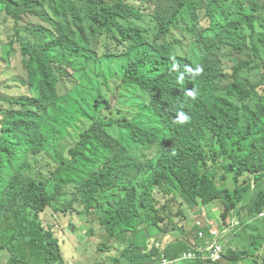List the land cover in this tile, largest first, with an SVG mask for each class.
Segmentation results:
<instances>
[{
    "label": "trees",
    "instance_id": "trees-1",
    "mask_svg": "<svg viewBox=\"0 0 264 264\" xmlns=\"http://www.w3.org/2000/svg\"><path fill=\"white\" fill-rule=\"evenodd\" d=\"M0 15L15 25L10 45L0 41L2 251L64 264L51 212L53 222L93 218L92 235L105 233L98 252L114 264H156L151 246L163 237L175 238L169 259L192 250L181 199L220 201L224 223L240 205L250 217L264 210V0H0ZM187 40L223 51L218 69L208 76L179 54ZM16 45L27 79L12 78ZM197 66L204 72L193 78L186 69ZM194 89L196 100L186 96ZM181 111L190 121L178 125ZM208 140L231 155L230 170L221 166L236 172L230 190L208 173L219 167ZM43 155L56 169L37 181L30 174ZM263 247L256 239L241 256L226 250L217 264H264Z\"/></svg>",
    "mask_w": 264,
    "mask_h": 264
},
{
    "label": "rangeland",
    "instance_id": "rangeland-1",
    "mask_svg": "<svg viewBox=\"0 0 264 264\" xmlns=\"http://www.w3.org/2000/svg\"><path fill=\"white\" fill-rule=\"evenodd\" d=\"M14 34V22L10 20L7 21L4 19V16L0 15V41L3 43V45H10L9 43L11 42V38L14 37ZM2 43H0V45ZM258 46L260 49V53L262 54L263 47L262 45ZM16 49L18 52L13 58L12 72L14 73V75L12 76V78L20 77L22 80L27 79V72L24 68V56L21 52V47L19 45H16ZM1 51L2 46H0V52ZM178 52L179 54H183L189 57L194 56L195 61L206 68L208 76L211 71L218 69L219 61L224 59L223 51H217L214 52L212 55H209V53L200 52L198 48L195 47L194 44L189 40H187L184 46L179 48ZM1 68L2 67H0V69ZM240 76L245 78H251L253 77V74H251V72H249L248 70H243ZM256 97L258 98V96ZM255 102H257V100H254V103ZM70 143L72 142L70 141ZM205 147L210 155L219 154V156H217L218 163L214 165L219 166L216 168L215 174L214 167L213 171L209 170L208 173L216 178L219 187L223 189L227 188L229 190L232 189L235 184L234 175L236 172L234 173L232 171H228V173H226L227 170H230V165L233 162L231 155L224 156L221 152L220 147H218V144L211 140L205 142ZM221 166L227 168V170H224ZM55 169L56 167L54 161L49 156L43 155L41 158L38 159V165L34 167L30 175L33 179L37 181L47 180L50 173L53 172ZM223 176L225 177L223 178ZM248 178L249 176L242 178L241 182H244V180ZM239 184L241 183L239 182ZM184 200L181 199L184 204L183 209L185 212L188 213V219L186 220V222L184 221L188 230H190V228L194 226V223L198 222L200 218L213 221L214 216L211 215H213L214 210H217V208L221 210V207L218 203L215 205L212 204L210 206L203 207L202 205L194 206V204H191L190 201L186 198H184ZM212 208L213 210L211 212L207 211L211 210ZM177 209L178 205L174 208V211H176ZM58 220V222H53L51 212H49L45 216L46 225L49 227L51 225H55V232L59 238L61 235V233L59 232H62V234H64V239L61 240L63 247V258L65 261L64 264H114L113 258L110 255L98 252L99 247L102 249V244L106 242L105 240H103L102 237L105 235V233L102 232L101 236L100 232L95 230L96 236L92 235L93 230L96 228V224L94 223L93 218L83 216H68V218H64L63 216H59ZM209 222L210 221H208V224ZM59 223H61V225ZM243 233H245V230H243ZM157 234L158 233H155L154 235L156 236ZM18 238L19 240H24V232H22L21 235L18 236ZM13 241L14 239L12 240V242ZM233 244H235L236 247H242L243 249L245 247H249V237L242 236L241 238H238V240H235ZM118 248L119 249L117 251V254L115 253L114 255L115 257L120 254V250L122 249L121 247ZM23 249H25L24 255L20 253L18 258H14L8 250L2 251L0 248V264H45L44 257L41 258L42 260H40V257L37 259V257L40 255H33V257H30V251L28 250V248ZM238 254H240V251H238ZM107 259L108 261L106 262ZM120 260L125 264L127 263L125 258H121Z\"/></svg>",
    "mask_w": 264,
    "mask_h": 264
},
{
    "label": "clouds",
    "instance_id": "clouds-1",
    "mask_svg": "<svg viewBox=\"0 0 264 264\" xmlns=\"http://www.w3.org/2000/svg\"><path fill=\"white\" fill-rule=\"evenodd\" d=\"M188 23H189L188 25H190V18L188 19ZM180 26H181V24H180ZM181 27H182V29L185 28L186 30L188 28V26L184 25V24ZM173 60H175V57H173ZM179 68H180V65L178 63H176L173 65L172 70L178 72ZM186 71L193 78H195L196 76L202 75L204 72V69L202 66H197L196 68L187 67ZM206 74H207V72H206ZM179 79L181 82H183L184 74H181ZM186 96H188L192 100H196L198 98V93L195 89L194 90H188L186 92ZM254 100H257V102L254 103ZM257 103H258V99L256 96H254L252 98V100L250 101L249 105L252 109H254L255 106L257 105ZM189 121H190V116L187 113L181 111L177 114V117L174 120V123L178 124V125H182V124H185ZM261 186H262L261 182L258 183V186H257L255 184V182L252 181L253 192L257 193L259 191H263V190H261ZM232 188H234V187H232ZM263 189H264V185H263ZM217 203L220 205L221 210H219L218 208H217V210H214L213 215H211V216H214L213 221L200 218V220L198 222L194 223V226L192 228H190V230H188L187 226H185L186 236L188 234L194 232L191 235H189L190 236L189 240L186 239V242H189L190 248L192 249V250H190V252L180 255L176 259L167 258L165 255V247L170 246V245H176V244H172V243H175V242L171 241V240H175V238H172V237H163V239H159V241H157L154 244V246H151V248L152 247L155 248L154 251H157L160 253V258L158 259V262L156 264H164V262H167L168 264H187L190 262L198 263V264H217V263H221L224 260V256H226V250L234 251L237 256H241L244 251L252 249V244L255 242L256 239H264V210L260 214L255 215L253 217H250L248 211L245 209L243 210V208H241V205H240L239 206V208H240L239 212H235L234 214H232L231 218L229 220H226L224 223V221L221 217L223 212H224L223 205L220 201L215 202L214 205ZM194 206H196V205H194ZM203 207H207V206H203ZM212 210H213V208L211 210H207V211L211 212ZM190 221H191V219H190ZM208 221H210L209 224H208ZM224 224H227V225L225 226ZM243 230H245V233H243ZM242 236H248L249 237V247H245L244 249L242 247L241 248L236 247V245L233 244L235 242V240H238V238H241ZM176 238H177V236H176ZM213 243L219 244L222 247V258H221V260H219L217 262H212V261L211 262L210 261H206V262H202V261H180V260H183L186 255L198 254L200 252V250L207 249V247L211 246ZM232 245L235 247H233ZM151 248H150V251H153ZM238 251H240V254H238ZM259 256L264 257V247L261 248V251L259 252ZM259 256L257 257L258 260H259ZM247 260H248V258H247ZM121 263L125 264L124 262H121ZM250 263H252V262H250ZM250 263H248V264H250ZM126 264H128V261Z\"/></svg>",
    "mask_w": 264,
    "mask_h": 264
},
{
    "label": "built area",
    "instance_id": "built-area-1",
    "mask_svg": "<svg viewBox=\"0 0 264 264\" xmlns=\"http://www.w3.org/2000/svg\"><path fill=\"white\" fill-rule=\"evenodd\" d=\"M202 236V235H201ZM222 258V247L219 244L213 243L205 250H200L198 254L186 255L183 260L180 261H212L217 262ZM164 264H168L164 262Z\"/></svg>",
    "mask_w": 264,
    "mask_h": 264
}]
</instances>
